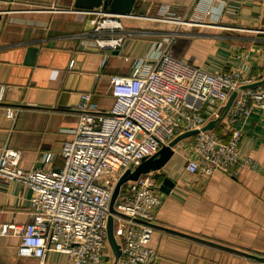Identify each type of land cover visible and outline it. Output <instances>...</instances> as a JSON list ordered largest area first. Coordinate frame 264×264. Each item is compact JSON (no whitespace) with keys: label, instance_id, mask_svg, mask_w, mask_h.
<instances>
[{"label":"crops","instance_id":"1","mask_svg":"<svg viewBox=\"0 0 264 264\" xmlns=\"http://www.w3.org/2000/svg\"><path fill=\"white\" fill-rule=\"evenodd\" d=\"M74 4L0 0V90L6 87L0 156L6 145L21 150L25 169L60 170L64 143L77 128L81 94L90 93L96 108L108 111L115 102L110 76L133 74L136 59L149 54L154 42L210 73L249 68L245 76L253 82L264 78V0H136L133 11L119 19L123 29L98 32L96 16ZM31 5L45 9L28 11ZM225 6L233 13L220 19ZM99 9L110 11H88ZM120 36V47L100 46L102 38ZM7 107L19 108L15 120ZM237 127L241 153L258 168L245 167L236 176L190 174L179 148L157 171L165 199L148 242L159 255L155 264H246L250 255L264 257V113H252ZM166 177L175 183L168 193L161 188ZM31 194L20 182L0 180V223L14 228L30 222ZM20 242L18 235H0V264H72L68 254L56 251L43 262L22 256ZM106 252L103 264H113L110 247Z\"/></svg>","mask_w":264,"mask_h":264},{"label":"built area","instance_id":"2","mask_svg":"<svg viewBox=\"0 0 264 264\" xmlns=\"http://www.w3.org/2000/svg\"><path fill=\"white\" fill-rule=\"evenodd\" d=\"M44 9L31 5L27 10ZM78 11L96 16L95 32L123 29L119 19L125 15L103 9ZM227 13L233 12L225 6L220 19ZM99 43L102 48H117L123 37L102 38ZM164 44L154 42L149 54L136 59L133 74L110 76L115 102L108 111L97 109L90 93L81 94L77 128L64 143L60 170L25 169L20 165L21 150L3 147L0 180L20 182L32 191L30 222L14 228L0 223L1 236H20V255L43 262L49 252L56 251L68 254L72 264H103L109 247L110 202L119 178L184 132L199 130L174 146V151H184L190 174L210 176L222 171L236 176L245 167L258 168L254 158L240 151L242 131L237 124L256 111L264 113V83L244 87L253 83L245 76L249 68L210 73L172 56ZM106 61L107 56L102 66ZM5 91L1 86L0 100ZM233 92L237 95L225 113ZM6 110L8 118L15 120L19 108ZM211 121L214 128L203 130ZM157 179V171H151L121 187L115 208L126 217L113 215L121 249L116 264H155L159 258L148 246L156 212L165 199ZM246 264H264V259L248 256Z\"/></svg>","mask_w":264,"mask_h":264},{"label":"water","instance_id":"3","mask_svg":"<svg viewBox=\"0 0 264 264\" xmlns=\"http://www.w3.org/2000/svg\"><path fill=\"white\" fill-rule=\"evenodd\" d=\"M135 3H136V0H75L74 6L78 10H94V9L101 8V7L104 9L109 8V10L113 13L120 14V15H128L129 13L133 11ZM262 83H264V78L259 81L253 82L252 84L244 86V87H254ZM236 95H237V92H233L228 98L225 104V113L231 107ZM214 126H215V121H211L207 125H205L202 129L203 130L213 129ZM198 132L199 130H190V131H187V132H184L178 135L168 145L163 146L156 155L150 158L143 159L142 162L138 166H136L134 169H128L119 178L113 190V194H112V198L110 202L111 214L109 215L108 222H107V240H108L109 247L113 253V257H114L113 264H116L121 256L120 245L117 242L115 235H114V216L113 215H120V216L126 217L124 214L120 213L115 208V205L117 203V198L121 191V187L129 181L138 179L143 174H147L151 171H158L162 169V167H164L174 155L175 153L174 146H176L183 139L196 135ZM174 185H175L174 181L171 178L166 177L163 181L161 188L163 191L168 193L170 192V188H173ZM245 255H248V254H245ZM251 257H254V256H251ZM255 258L264 259V257H255Z\"/></svg>","mask_w":264,"mask_h":264},{"label":"rangeland","instance_id":"4","mask_svg":"<svg viewBox=\"0 0 264 264\" xmlns=\"http://www.w3.org/2000/svg\"><path fill=\"white\" fill-rule=\"evenodd\" d=\"M217 26V25H216ZM111 255H112V253H111ZM109 256H110V254H109ZM112 257H113V255H112ZM113 259H114V257H113Z\"/></svg>","mask_w":264,"mask_h":264},{"label":"trees","instance_id":"5","mask_svg":"<svg viewBox=\"0 0 264 264\" xmlns=\"http://www.w3.org/2000/svg\"><path fill=\"white\" fill-rule=\"evenodd\" d=\"M158 179H159V177H158ZM251 256H253V255H251ZM254 257H258V256H254Z\"/></svg>","mask_w":264,"mask_h":264}]
</instances>
